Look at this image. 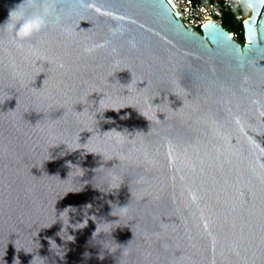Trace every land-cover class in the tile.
<instances>
[{
  "label": "water",
  "instance_id": "obj_1",
  "mask_svg": "<svg viewBox=\"0 0 264 264\" xmlns=\"http://www.w3.org/2000/svg\"><path fill=\"white\" fill-rule=\"evenodd\" d=\"M242 1L244 43L173 0H54L30 50L0 29V264H264V0Z\"/></svg>",
  "mask_w": 264,
  "mask_h": 264
},
{
  "label": "clouds",
  "instance_id": "obj_2",
  "mask_svg": "<svg viewBox=\"0 0 264 264\" xmlns=\"http://www.w3.org/2000/svg\"><path fill=\"white\" fill-rule=\"evenodd\" d=\"M55 11L56 5L54 0H22L20 4L9 9V19L5 22V24L0 25V29H3V31L10 36V43L14 47L22 50H30L25 49L26 42L32 41L35 36L43 33L45 30L50 28V19L55 14ZM103 100L104 97L100 100L99 106L97 108H100L103 105ZM106 110L108 109H104V111ZM61 144L66 145L69 150H77L69 148L68 144L66 143ZM70 167L72 168L70 174L73 172L74 169L80 168L79 166L71 164ZM87 207H89V205ZM127 207L128 206H116V208H113L111 215L114 217H118L119 219L115 221L99 222V224L105 225V228L101 229L99 227V224H97V229L95 233H93V238H97V236H100L101 233L110 234L115 227L119 226L121 215L127 210ZM117 208L120 210L119 213H117ZM86 219L88 221L87 216L82 223H79L77 225H83V227H86ZM68 223H70V220ZM108 250L111 251V249ZM85 255L88 254L86 253ZM99 258H104L103 253L100 254ZM3 264H5L4 261ZM14 264H20L19 258L15 259Z\"/></svg>",
  "mask_w": 264,
  "mask_h": 264
},
{
  "label": "built area",
  "instance_id": "obj_3",
  "mask_svg": "<svg viewBox=\"0 0 264 264\" xmlns=\"http://www.w3.org/2000/svg\"><path fill=\"white\" fill-rule=\"evenodd\" d=\"M178 6V10L184 22L192 26L195 30H201L208 21H215L223 25L227 13L234 15L239 23L244 24L245 20L251 17L252 7L242 0H173ZM233 38L239 40L244 29L231 31Z\"/></svg>",
  "mask_w": 264,
  "mask_h": 264
},
{
  "label": "rangeland",
  "instance_id": "obj_4",
  "mask_svg": "<svg viewBox=\"0 0 264 264\" xmlns=\"http://www.w3.org/2000/svg\"><path fill=\"white\" fill-rule=\"evenodd\" d=\"M223 26L224 27L229 26L236 31H239L240 29L242 30L244 29L243 24L236 21L234 15L231 13H227L225 15Z\"/></svg>",
  "mask_w": 264,
  "mask_h": 264
},
{
  "label": "trees",
  "instance_id": "obj_5",
  "mask_svg": "<svg viewBox=\"0 0 264 264\" xmlns=\"http://www.w3.org/2000/svg\"><path fill=\"white\" fill-rule=\"evenodd\" d=\"M225 28H227L229 31H234L231 27H229V26H226ZM239 40L242 42V43H244L245 42V40H244V35L243 34H241V36L239 37Z\"/></svg>",
  "mask_w": 264,
  "mask_h": 264
}]
</instances>
